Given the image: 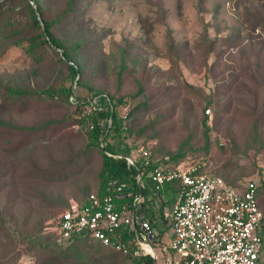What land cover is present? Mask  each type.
Here are the masks:
<instances>
[{"label": "rangeland", "instance_id": "rangeland-1", "mask_svg": "<svg viewBox=\"0 0 264 264\" xmlns=\"http://www.w3.org/2000/svg\"><path fill=\"white\" fill-rule=\"evenodd\" d=\"M34 1L73 62L40 44L31 2L0 0V264H129L98 242L58 247L45 232L100 185L101 151L88 146L70 87L122 100L132 137L158 156L235 186L264 181V0ZM159 207L146 218L160 221Z\"/></svg>", "mask_w": 264, "mask_h": 264}, {"label": "built area", "instance_id": "built-area-1", "mask_svg": "<svg viewBox=\"0 0 264 264\" xmlns=\"http://www.w3.org/2000/svg\"><path fill=\"white\" fill-rule=\"evenodd\" d=\"M70 102L77 105L73 97ZM100 110L97 100L92 99L78 111L79 119ZM127 113L128 109L123 107L121 116L125 118ZM204 114L210 117L211 110L207 109ZM124 159L128 167L137 170L136 180L140 183L137 167L146 169L150 165L149 144L137 142ZM168 160L160 161L151 174L156 190L173 182L179 185L172 209L165 210L160 218L171 233L167 245L156 237L148 219L136 221L132 209L142 204L141 195L132 204L118 206L113 201V194L130 197L123 193V187L116 180L108 183L113 194L103 197L91 194L83 205L71 201L47 225L45 232L53 235L59 246L89 238L128 256L130 250L121 232L128 228L134 232L138 245L133 256L149 255L155 264L159 258L162 264H260L264 224L256 198L259 181H246L240 187H233L222 178L210 175L204 164L188 166L181 162L169 167L164 164Z\"/></svg>", "mask_w": 264, "mask_h": 264}, {"label": "trees", "instance_id": "trees-1", "mask_svg": "<svg viewBox=\"0 0 264 264\" xmlns=\"http://www.w3.org/2000/svg\"><path fill=\"white\" fill-rule=\"evenodd\" d=\"M28 1L29 3L30 1H33L35 3L34 0H28ZM30 6H32L31 3H30ZM68 10L70 9H67V11ZM35 11L37 13L36 14L37 18L36 16H34L33 21H34L35 26L41 29L40 34L36 37L37 39L39 38L40 44L45 46V44L50 43L55 51L56 49H58L59 51L57 52L61 53L62 57L65 60H68V62L72 63L73 62L72 56L64 50L62 43L58 39H56L50 31L55 21L46 22L44 20H40L39 7L36 6ZM0 12H1V6H0ZM68 68L73 78L79 77L80 73L77 70L76 65L74 64L68 65ZM76 85H79V83H77ZM65 92H66V96L68 99H70L71 97L74 98L75 103H77L75 107V109L77 110H80L84 108L85 106H87L89 101L92 99H96L97 103L99 104V107L101 108L100 111L93 112L90 117L80 119V122L83 124V126L87 128V133L89 134L90 142L88 143V146L97 148L101 151L102 165H101V170L99 173L100 185L98 189L95 192L89 193L86 197L80 200L81 202H79V204L80 205L85 204L87 198L91 194H95L99 197L113 194V191L109 190L108 188V183L111 180H116L119 183V185L123 187V193L130 194V197H127V198L121 197L115 194L111 195L113 196V201L118 206L127 204V202L128 204H132L133 199L136 196L141 195L142 204H144L145 206L144 211H146V205H150V202L159 203V206H160L159 211H160V218H161L166 205L170 206L174 202V201H171L170 202L171 204L167 203L164 201L163 197H166L168 193L176 194L179 189V185L177 182H173L165 186L164 188L165 191H163V189L156 190L155 184L152 182V179H151V174L153 173L154 169L158 166L159 162L164 161V159L168 157L158 156L155 153V147L153 143L149 139L135 138L134 136L132 137L131 132H130V127L126 126L129 113H127L126 117L123 118L118 110V108L122 109L123 107H126V104L122 100L120 99L114 100L112 98H109L101 94L100 92H96L92 95L90 99L84 100V99L77 97L76 95H73V90L71 87L66 89ZM72 105L73 104H71V106ZM109 121H110V124H109ZM137 142H143L144 144H149V150H150V165L146 169H144L142 166L137 165L138 166L137 168L139 169V172H140L141 185L136 180V176L138 174L137 170L132 166L128 167L124 159L125 157L131 154L132 149L135 147ZM179 157H180L179 155H175L171 157V159H169L167 162H164V164L169 167H172L181 162H184L182 160V161H178L177 163H175V161H177ZM209 174L212 176H216L212 174L211 172H209ZM225 182L229 184L230 186L240 187V186L232 185L228 183L227 181ZM262 188H264V181H259V186L256 191V198L258 200V204H259V197H260V192L262 191ZM149 197H150V200H149ZM150 220L153 222V227H154L156 223V221L154 220V216ZM263 224H264V213H263ZM121 232L123 233L124 242L129 247L130 254L128 256H123L121 252H118V253H120L123 257L128 259L129 264H155L153 258H151L149 255L134 257L132 252L133 250L138 248L134 232L128 228H123ZM48 235L49 237H51L54 244L58 246L56 243L55 237L51 234H48ZM83 240L95 241L89 238H83ZM95 242H98V241H95ZM98 243L106 249H110V250L112 249V248L103 246L100 242ZM262 243L264 244V236L262 238ZM112 250L115 251L114 249ZM75 254L76 256L74 258L69 257V259L74 260L80 257V255H78L77 252H75ZM157 264H162V262H159V260H157Z\"/></svg>", "mask_w": 264, "mask_h": 264}, {"label": "crops", "instance_id": "crops-1", "mask_svg": "<svg viewBox=\"0 0 264 264\" xmlns=\"http://www.w3.org/2000/svg\"><path fill=\"white\" fill-rule=\"evenodd\" d=\"M164 188L165 187H163V191H165L164 190ZM165 195V194H164ZM140 196V195H139ZM163 199H164V201L165 202H167V203H170V201H168V199L166 198V197H163ZM149 200H150V197H149ZM149 200H148V202H149ZM158 202H150V205H146V208H151L152 206H153V204H157ZM174 203V202H173ZM127 204H128V202H127ZM171 204V203H170ZM172 207H173V204L172 205H170V206H168V205H166V207H165V209H164V211L165 210H171L172 209ZM144 209H145V206H144V204H141V205H139V206H137L136 208H134V209H132L133 211H134V217H135V219H136V221H139V220H141V219H143V218H146V212L148 211L147 209H146V211H144ZM163 211V212H164ZM153 217V216H152ZM147 219V218H146ZM150 222H151V225H152V227H153V222L150 220V219H148ZM155 220V219H154ZM156 221V223H155V226L153 227V230H154V232H155V234H156V237L158 238V239H160V241H163V238L164 237H166L168 240H170V237H171V233H170V231L168 230V229H165L164 228V225L161 223V221H157V219L155 220ZM163 237V238H162ZM167 240V241H168Z\"/></svg>", "mask_w": 264, "mask_h": 264}, {"label": "water", "instance_id": "water-1", "mask_svg": "<svg viewBox=\"0 0 264 264\" xmlns=\"http://www.w3.org/2000/svg\"><path fill=\"white\" fill-rule=\"evenodd\" d=\"M31 2V5L33 6L34 9H36V5L33 1H30ZM56 51H59L58 49H56ZM135 228L138 229L139 228V225H135ZM155 263V261H154Z\"/></svg>", "mask_w": 264, "mask_h": 264}]
</instances>
